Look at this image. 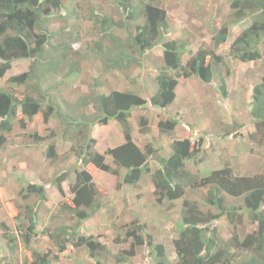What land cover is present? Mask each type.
<instances>
[{
    "label": "trees",
    "instance_id": "16d2710c",
    "mask_svg": "<svg viewBox=\"0 0 264 264\" xmlns=\"http://www.w3.org/2000/svg\"><path fill=\"white\" fill-rule=\"evenodd\" d=\"M115 4L123 23L102 15L103 29L99 37H111V29L115 27L127 30L128 38L123 44L119 42L117 51L109 50L108 53L102 52L105 49L100 42H95L96 60L108 73L126 69L130 63L140 65L150 51L159 47L162 50V64L155 77V91L149 97L130 89L107 91L103 80L99 82L92 78L89 92L80 95L75 103L66 105L67 109L63 111L49 93V88H43L46 76L62 73V81L72 79L80 72L81 61L87 58L86 54L79 50L72 51L67 46V43H72L69 37L57 46L50 43L56 34L49 30L47 23L53 16L61 19L67 16L63 0H0V78L11 69L13 62L28 61L26 71L10 76L6 81L7 86L0 87V151L14 129L15 121L23 128L26 121H32L37 116L44 124L56 118L58 132L54 128L48 135L39 136L33 132L28 137L35 143H46V155L52 159L56 157L53 140L57 136L69 143L70 150L78 151L77 167L64 169L53 178V186L61 197L58 207L62 214L72 213L81 223L106 209L102 200L105 191L95 184L90 170L93 168L117 178L119 190L124 186L142 188L139 181L145 174L150 180V184L148 181L147 184L151 187L153 205H164L165 210L179 205L175 220L177 236L172 240L174 261L170 260L163 244H154L152 235L138 234L145 224L137 225L136 220L131 226H124V242L129 237L133 240L127 250L115 256L117 264L134 258L138 247L149 250L148 255H153L154 264H264V170L252 175H236L226 164L220 169L208 170L206 175L200 171L192 173L185 169V163L199 166L205 162V158L200 157L205 148L201 145L202 139L173 138L169 145H163L167 149L166 156L161 154L162 146L155 145L154 138L150 137L145 142L137 139L151 134L149 117L140 114L143 110L157 111L156 128L159 135L174 134L178 121L169 117L166 110L177 97L175 89L180 77L185 80L195 78L205 87L210 85L219 99H227L229 90L226 78L231 75L232 66L226 57L216 54L213 48L203 47H199L184 62L183 55L188 52L187 42L166 38L167 29L172 26L167 22L165 9L154 0L140 5L138 1L117 0ZM140 6L142 8L138 9V14L143 19L138 23L135 9ZM229 9V21L215 32L213 46L217 48L225 44L229 25H238L249 19V24L229 44L227 55L232 63L260 59V46H264V0H230ZM92 15L98 17L95 10ZM59 48L62 53L57 56L55 53ZM250 92L251 102L246 109L253 129L249 138L255 143H264V78L254 84ZM88 106L92 111L85 113ZM73 109L74 113L71 114ZM109 123L110 129L117 130L116 126L120 128L117 131L121 140L116 142L117 133H111L113 139L106 131V137L112 141L111 146L103 145L99 153L96 151L99 136L96 140L91 130L96 125L107 126ZM237 128L240 130V126ZM135 133L138 135L136 139ZM69 175L72 182L68 185L67 194L62 182ZM26 184L19 194L25 201L23 219L27 226L21 224L20 230L21 241L29 251L30 258H24L20 264H52L57 256L49 251H36L30 246V238L37 234V209L47 205V183L30 181ZM188 189H203V206L213 208L216 213L201 211L197 201L187 198ZM127 196L124 194L123 198L130 204ZM135 197L139 199L140 196L136 194ZM228 198L241 199L242 208L228 204ZM242 213L256 226L254 231L242 238L233 234L230 241H224L217 228L211 227L213 221L222 217L236 227L242 223ZM15 217L18 219V216ZM78 227L80 224L60 225L52 230L47 228L45 234L58 253H64L69 245L85 248L88 258L95 264H105L101 260L109 255L106 246L94 235L78 234ZM0 264H7L1 254Z\"/></svg>",
    "mask_w": 264,
    "mask_h": 264
},
{
    "label": "rangeland",
    "instance_id": "374dc122",
    "mask_svg": "<svg viewBox=\"0 0 264 264\" xmlns=\"http://www.w3.org/2000/svg\"><path fill=\"white\" fill-rule=\"evenodd\" d=\"M131 1H138V5L148 2V0H129V2ZM154 1L165 9L167 22L172 26L167 29L166 38L187 42L186 50L188 52L186 51L183 55L184 62L199 47L213 48L216 54L226 57V61L230 67L232 66L231 75L226 78L229 97L224 100L219 99L210 85L205 87L195 78L190 77L185 80L180 77L177 80V97L166 110L169 117L178 121L174 134L172 136L159 135L156 128L157 111L143 110L139 113L149 117L152 135L148 134L145 137L137 138L138 135L135 133V139L145 142L150 137L154 138L155 145L162 146L161 154L163 156L168 154L163 145H169L173 138L188 137L191 141L202 139L201 145L205 148L200 157L205 158V162L199 166L189 162L185 163V169L192 173L200 171L206 175L209 173L208 170L220 169L226 164L232 168L236 175H252L263 171L264 143H255L249 138L253 126L246 107L251 102L252 86L264 78V46H260L262 57L248 63L236 61L232 63L227 55L229 44L236 34L249 24V19L238 25H229L227 41L222 46L215 48L212 37L222 24L229 21L230 0ZM115 2L117 0H63L67 8V16L64 19L54 16L49 18L48 28L56 34L50 41L53 46L64 43L63 41L69 37L72 43H67V46L72 51L79 50L80 53L87 55V58L81 61V69L76 77L62 81V73L46 76L43 88H49V93L52 94L63 111L67 109L66 105L75 103L80 95L89 92L92 78L99 82L103 80L107 91L130 89L144 97H149L155 91V77L162 64V50L159 47L150 51L140 61V65L130 63L126 69L112 70L108 73L96 60L95 42H100L105 49L102 52L108 53L109 50L117 51L119 42L123 44L128 38L127 30L115 27L111 29V37L104 39L99 37L103 29L100 19L102 15L113 17L122 22L123 17L118 12ZM139 8L142 6L135 9V14L138 16L137 22L141 23L143 18L138 14ZM93 10L98 17L92 15ZM128 25L131 27L129 23ZM61 51V49L56 51L55 55H60ZM27 66V60L13 62L11 69L0 78V87L4 85L6 87L7 79L12 75L26 71ZM102 94L107 93L102 92ZM91 111V106H88L87 110L85 109V113ZM70 113H74V109ZM134 122L136 125V120ZM57 125L56 118H51L48 123L44 124L39 116L32 121H26L23 128H20L15 121V127L8 136L4 148L0 151V254L6 259L7 264H20L24 258H30L29 251L21 241L20 227L21 224L23 227L27 226V223L23 219L25 217L23 207L25 201L19 194V190L27 185L26 182L30 181L37 184H40L41 181L46 182L48 199L47 205L44 204L37 209V234L30 238V246L36 251H49L57 256L52 264L95 263L88 258L85 248H74L69 245L64 253H58L48 235L45 234L47 228L52 230L60 225L80 224L77 229L78 234L94 235L108 249L109 255L101 262L117 264L114 260L115 256L127 250L133 240L129 237L125 239L127 242H124L126 230L124 226L129 227L136 220H138L137 225L145 224L142 230H138V234L152 235L154 244H163L169 252L170 260L174 261L172 240L177 236L175 220L179 205L168 210L163 209L164 205L160 207L153 205V197L150 194L151 187L147 184V181L150 184V180L145 174H142L139 181L142 188L124 186L119 190L118 180L113 175L95 168L90 169L95 184L101 187L103 192L105 191L102 200L106 204V209L81 223L72 213L62 214L60 212L58 206L61 197L56 191L55 185L53 186V178L64 169L77 167L78 151L70 150L69 143L63 142L62 138L57 136L53 140L56 144V157L52 159L46 155V143H35L28 137V134L33 132L39 136L48 135L54 128L58 132ZM237 126H240V130ZM116 128L120 131L118 126ZM92 130L91 135L94 137V128ZM223 133L228 135H223ZM95 135L99 136L96 151L101 153L103 145H111V141L106 137V130L101 128L96 129ZM106 162L109 163L108 159ZM70 182H72L71 176L62 182V188L67 194ZM124 194L129 196L127 197L130 204L126 198H123ZM136 194H139V199L135 197ZM204 194L203 189L193 191L188 189L186 191L187 198L197 201L201 211L216 213L213 208L203 206L201 198ZM227 202L242 208L241 199L228 198ZM242 214V223L236 227L229 224L224 217L213 221L211 227L217 228L224 241H230L233 234L242 238L256 229L246 214ZM15 216H18V219ZM135 227L137 226L135 225ZM179 227L180 221L178 229ZM148 251L146 248L138 247L135 257L123 264H154V257L148 255Z\"/></svg>",
    "mask_w": 264,
    "mask_h": 264
},
{
    "label": "crops",
    "instance_id": "0c3cea01",
    "mask_svg": "<svg viewBox=\"0 0 264 264\" xmlns=\"http://www.w3.org/2000/svg\"><path fill=\"white\" fill-rule=\"evenodd\" d=\"M175 93H176V96H177V87H176V89H175ZM110 124H111V123H109L107 126H98V125L94 126V127H93V128H94V138H95L96 140H98V139H97V135H95V131H96L97 128H101V129H103V130H106L108 134L113 133V134L116 135V133H117V135H116V139L112 136V134H111L110 136H112L113 139L116 140V142H119V140H121V136H119L120 134H119L118 131H116L115 128L110 129V128L108 127ZM95 127H96V128H95ZM92 131H93V130H92ZM113 131H115V132H113ZM98 132H101V130H98ZM153 132H154V129H153ZM110 138H111V137H110ZM165 138H166V137H165ZM98 142H99V141H98ZM111 142H112V141H111ZM110 146H111V145H110ZM110 146H109V147H110Z\"/></svg>",
    "mask_w": 264,
    "mask_h": 264
}]
</instances>
